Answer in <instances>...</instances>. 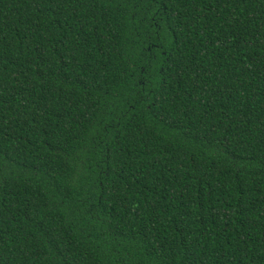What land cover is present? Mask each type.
<instances>
[{
  "label": "trees",
  "instance_id": "16d2710c",
  "mask_svg": "<svg viewBox=\"0 0 264 264\" xmlns=\"http://www.w3.org/2000/svg\"><path fill=\"white\" fill-rule=\"evenodd\" d=\"M0 264H264V0H0Z\"/></svg>",
  "mask_w": 264,
  "mask_h": 264
}]
</instances>
